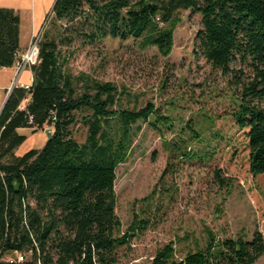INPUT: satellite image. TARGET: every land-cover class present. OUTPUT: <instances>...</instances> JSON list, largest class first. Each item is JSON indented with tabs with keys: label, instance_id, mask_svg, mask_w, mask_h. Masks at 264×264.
Segmentation results:
<instances>
[{
	"label": "trees",
	"instance_id": "obj_1",
	"mask_svg": "<svg viewBox=\"0 0 264 264\" xmlns=\"http://www.w3.org/2000/svg\"><path fill=\"white\" fill-rule=\"evenodd\" d=\"M186 11L201 17L197 52L233 89L231 118L245 137L249 173L264 175V0H56L46 21L53 29L42 33L38 62L30 67L32 84L13 88L0 113V264L14 253L24 257L20 264H118L119 249L143 222L122 234L116 168L128 156L133 126L150 117L160 126L167 119L156 115L151 101L140 109H113L118 89L72 75L68 50L106 38L132 39L168 56ZM19 23L14 10L0 9V68L17 61ZM78 124L86 129L82 143L73 136ZM49 127L41 149L15 154L25 141L18 129ZM214 180L221 188L231 186L221 171ZM205 233L204 248L178 260L169 243L150 264H255L264 255L259 230L250 240L217 241L209 229Z\"/></svg>",
	"mask_w": 264,
	"mask_h": 264
},
{
	"label": "rangeland",
	"instance_id": "obj_2",
	"mask_svg": "<svg viewBox=\"0 0 264 264\" xmlns=\"http://www.w3.org/2000/svg\"><path fill=\"white\" fill-rule=\"evenodd\" d=\"M51 27L50 20L42 33ZM201 28L200 15L182 12L168 56L132 39L106 38L68 50L72 75L85 74L118 89L121 98L113 109H140L151 101L156 115L167 119L160 126L152 117L133 126L128 156L116 168L115 213L122 234L143 222L128 246L119 249L118 264H150L169 243L179 260L205 247V228L217 241L250 240L255 230L264 239V175L249 173L245 137L231 118L237 101L229 79L212 70L195 48ZM85 135L81 124L73 129L77 142ZM47 139L46 131L32 134L18 154L41 149ZM215 171L231 186L219 187ZM255 264H264V255Z\"/></svg>",
	"mask_w": 264,
	"mask_h": 264
},
{
	"label": "crops",
	"instance_id": "obj_3",
	"mask_svg": "<svg viewBox=\"0 0 264 264\" xmlns=\"http://www.w3.org/2000/svg\"><path fill=\"white\" fill-rule=\"evenodd\" d=\"M55 1L56 0H0V9L14 10L19 16L18 53L25 51L32 34L42 33L46 27V21L48 16H50ZM31 84L32 73L30 68L23 70L17 76L14 66L10 68H0V113L13 88H28ZM26 103L27 100L23 101L20 107L25 106ZM17 132L25 137V141L28 137L32 136V134L34 135L30 129H18ZM20 147L15 151L17 156H22L18 154Z\"/></svg>",
	"mask_w": 264,
	"mask_h": 264
},
{
	"label": "built area",
	"instance_id": "obj_4",
	"mask_svg": "<svg viewBox=\"0 0 264 264\" xmlns=\"http://www.w3.org/2000/svg\"><path fill=\"white\" fill-rule=\"evenodd\" d=\"M41 38V32L37 34H32L27 48L24 52L18 53L17 61L14 65L16 76L19 75L23 70L30 68L38 62V54H39V42ZM24 106L20 108L23 109ZM45 131L50 134L51 128H46ZM6 264H20L24 261V257L19 253H14L12 256H7L2 260Z\"/></svg>",
	"mask_w": 264,
	"mask_h": 264
}]
</instances>
